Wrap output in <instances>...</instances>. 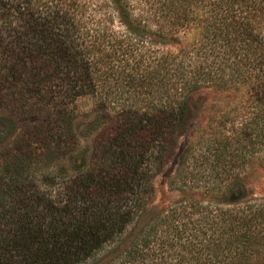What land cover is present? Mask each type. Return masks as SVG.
Wrapping results in <instances>:
<instances>
[{"label":"trees","instance_id":"1","mask_svg":"<svg viewBox=\"0 0 264 264\" xmlns=\"http://www.w3.org/2000/svg\"><path fill=\"white\" fill-rule=\"evenodd\" d=\"M206 90L234 96L156 201ZM0 98L36 123L0 156V264H264V0H0Z\"/></svg>","mask_w":264,"mask_h":264},{"label":"rangeland","instance_id":"2","mask_svg":"<svg viewBox=\"0 0 264 264\" xmlns=\"http://www.w3.org/2000/svg\"><path fill=\"white\" fill-rule=\"evenodd\" d=\"M95 1V0H89ZM102 2L104 0H98ZM229 96V99L226 96ZM234 96L233 92H213L211 90H206L202 92L193 93L189 97V104L191 107L192 119L188 121L185 126V131L178 137L177 145L174 151V155L171 159L164 165L160 173L153 179L155 185V198L156 201H168L176 196L168 184L169 179L174 174V171L178 162V155H180L182 149L185 146L187 140L195 139L199 135V131L206 127L208 122V116L211 115L213 111V106L215 104H222V102H229ZM8 110V112L4 111ZM212 110V111H211ZM20 109L16 105H12L7 100L0 98V119L3 115H16V127L8 128L7 122L0 120V156H5L8 150L11 148L17 149L23 144V138L26 140V131L31 129V127L36 124L32 117H23L18 115ZM7 113V114H6ZM88 118L83 117L80 121L83 123L87 121ZM97 131V130H96ZM96 131H93L88 136H79V147L80 149H86L88 152L94 146V139H96ZM7 132V133H6ZM35 135L38 136V131L36 130ZM33 141H36V137ZM24 140V142H25ZM17 141V144H13ZM18 146V147H17ZM38 146V145H37ZM33 162H37L38 158H32ZM67 171H70L68 163H65ZM242 182L250 192L251 196L255 198H264V166L260 161L254 162L250 168L244 173Z\"/></svg>","mask_w":264,"mask_h":264}]
</instances>
